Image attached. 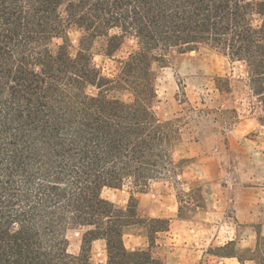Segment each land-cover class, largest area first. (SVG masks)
<instances>
[{"label":"trees","instance_id":"obj_1","mask_svg":"<svg viewBox=\"0 0 264 264\" xmlns=\"http://www.w3.org/2000/svg\"><path fill=\"white\" fill-rule=\"evenodd\" d=\"M132 39L117 75L104 76L96 43L113 59ZM201 48L246 66L251 112L264 127V0H0V264H95L97 242L107 249L100 264H162L151 249L171 221L141 218L135 195L124 208L103 193L179 183L193 163L176 158L181 121L155 112L156 69ZM200 191L178 196L182 220ZM133 229L146 231L148 249H127ZM75 230L84 231L79 255L69 251ZM241 254L248 259L219 257L264 264V238Z\"/></svg>","mask_w":264,"mask_h":264},{"label":"rangeland","instance_id":"obj_2","mask_svg":"<svg viewBox=\"0 0 264 264\" xmlns=\"http://www.w3.org/2000/svg\"><path fill=\"white\" fill-rule=\"evenodd\" d=\"M254 20L256 25L260 23L259 17ZM117 33L112 32L113 35ZM80 37L81 33L73 28L70 33L73 56L78 51ZM103 47L104 41L99 40L95 45L94 64L104 76L113 78L118 73V61L136 49V41L128 40L113 59L102 54ZM156 70L158 102L155 112L162 121H181L183 143L176 158L193 163L186 168L179 183L174 180L156 182L143 194L128 185L122 190H105L103 196L125 208L131 195H135L141 218L178 221L182 220L177 213L181 206L178 196L182 198L195 187L201 191L190 206L183 205L182 215L191 223L170 235L158 234L151 249L154 258L162 264H240L237 259L219 256L237 253L247 260L241 251L256 247L254 230L264 225V214L255 222L238 221L235 215L239 195L249 188L264 189V128L251 112L246 66L201 48L185 55L174 54L164 68L159 66ZM218 78L229 81L230 93L219 90ZM90 93L96 94L94 90ZM209 189H212L210 208L214 210L217 195L223 198V203L215 210L219 215L207 217L204 216L205 194ZM142 195L145 201L141 207ZM198 204L203 207L197 209L195 205ZM165 213L171 218H158ZM83 234V230L68 233L71 254L79 255ZM235 235L237 241L225 249ZM125 245L128 250L145 246L148 249L146 231L130 230L125 236ZM107 258L105 242L96 243L92 261L100 264ZM246 264L252 263L246 261Z\"/></svg>","mask_w":264,"mask_h":264},{"label":"crops","instance_id":"obj_3","mask_svg":"<svg viewBox=\"0 0 264 264\" xmlns=\"http://www.w3.org/2000/svg\"><path fill=\"white\" fill-rule=\"evenodd\" d=\"M264 128V127H263ZM186 174V171H185ZM224 189V188H223ZM212 189H209V191L206 192L205 196H206V210L204 212V216H213V215H219L215 210L218 209V205H220L221 203H223V198L220 197V195H217L218 199L215 201V205H214V210L210 208V202H209V198L212 195ZM264 189L262 188H249L246 189L243 194L239 195V199L236 201L235 203V210H236V220L238 221H242V222H255V221H260L261 219L260 216L264 214ZM226 191L223 190V193ZM221 193V194H223ZM104 194V193H103ZM145 195H142L141 199H140V206L142 207V203H144L145 199H144ZM115 204V203H114ZM177 213L179 214V206L177 209ZM158 218H167L170 219L171 216L168 215V213H165L162 216H159ZM190 221H185V220H178V221H174L171 220V225H170V230L168 232H166V235H170L173 232L179 230L180 228H184L185 225L190 224ZM255 233V238L256 241L258 240L259 236L264 238V225L262 226L261 229H256L254 230ZM236 235L235 238L233 236V238L231 239L230 242H236ZM98 243V242H97ZM243 243V242H240ZM96 244V243H95ZM147 248V246L143 247V248H138V249H129L130 251H137V250H145ZM230 260H234L236 258H227Z\"/></svg>","mask_w":264,"mask_h":264}]
</instances>
